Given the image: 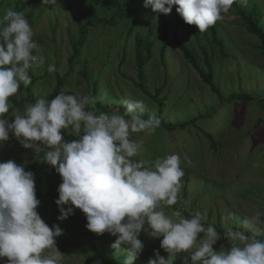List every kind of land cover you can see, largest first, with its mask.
<instances>
[{
    "label": "rangeland",
    "instance_id": "374dc122",
    "mask_svg": "<svg viewBox=\"0 0 264 264\" xmlns=\"http://www.w3.org/2000/svg\"><path fill=\"white\" fill-rule=\"evenodd\" d=\"M20 1L0 0V17L3 18L7 10H13L12 5ZM256 1L260 5L264 28V0ZM22 13L29 19L38 43L34 54L42 56L44 64L29 70L32 83L27 88L21 86L17 95L13 96L16 105L9 101L10 109L4 114L5 118L12 122L15 119L13 115L23 114L26 105L40 97L50 96L57 84V74L65 77L67 84L62 92L69 94L91 95L96 82L98 96L107 93V99L102 100V104L110 110L109 114L115 110L123 114L120 111L124 107L121 99H132L144 102L143 115L159 116L157 104L135 85L139 82L135 67V39L137 36H147L149 28H152L151 39L155 46L153 57L145 69L146 86L151 94L160 90V98L166 101L161 118L178 124L198 116H207L183 130L169 132L159 126L154 134H133L134 139L143 141L145 152L142 158L154 161L174 153L181 157V167L185 173L182 178L183 198L174 207L165 206L164 211L171 215L178 210L185 218L199 211L204 217L205 226L224 229L241 227L240 222L245 217L256 212L264 213V53L258 38L247 32L232 8L223 14V19L217 21L227 56L222 55L212 42L209 30L200 33L197 26L187 23L181 28L184 41L194 50L204 70L207 69L202 48L208 52L217 74L215 84L226 97L223 101L204 83L174 42V15L168 16L171 25L167 33L169 40L164 55L165 64L161 61L160 53L164 42L161 26L165 17L162 13L154 12L151 6L143 5V10L138 14L141 24L135 26L131 33L134 21L126 24V20L117 22L114 27L99 26L90 30L86 45L82 47L69 74L72 41L78 40L79 29L65 0H57L54 6L44 5L42 0H32ZM52 64L56 67L55 73L47 70ZM84 65L90 73L89 81L81 74ZM231 93H248L255 99L250 102H228ZM88 109L95 111V105L89 104ZM95 112L99 114L101 111ZM67 131L63 133L66 140L78 139ZM206 134L216 142L215 148ZM36 158L32 150L23 148L11 134L9 141L0 147V162L13 160L23 166L28 162L34 163ZM34 174L36 194L41 202L38 213L50 227L59 225L63 229V234L56 238L57 248L63 255L61 264L84 263L82 256L71 245L72 240L87 247L94 242L98 249L100 246L102 251L114 252L111 244L116 237L109 233L97 235L89 231L82 210L75 209L74 214L66 220L57 219L60 211L55 201L59 198L58 187L62 178L53 167L42 160ZM46 183L50 189L48 193L47 190H39ZM139 239L145 248L134 264H148L149 259L154 258L155 250H160L161 255L167 258L168 254L160 248L162 237L150 238L142 232ZM222 245L229 247L230 242ZM116 257L125 259L123 255ZM6 259L0 260V264H4ZM182 263V258L175 261V264Z\"/></svg>",
    "mask_w": 264,
    "mask_h": 264
},
{
    "label": "clouds",
    "instance_id": "9594fccd",
    "mask_svg": "<svg viewBox=\"0 0 264 264\" xmlns=\"http://www.w3.org/2000/svg\"><path fill=\"white\" fill-rule=\"evenodd\" d=\"M56 5L57 0H42ZM234 3L247 6L248 0H144L156 13L170 14L173 6L185 23L205 33L223 19ZM38 43L29 19L22 12L8 9L0 20V147L10 134L25 149L53 167L61 176L58 187V220H66L80 209L86 215L89 231L116 237L111 248L123 255V264H134L145 245L139 236L161 238L148 264H264V213L256 212L240 223L243 230L229 227L223 238L229 247L214 246L221 235L214 226H205L199 211L185 218L171 208L182 200L184 176L179 154H168L154 161L142 158L143 141L133 134H154L161 121L155 115L143 118L142 100L121 99L119 110L97 114L88 109L100 96L60 92L53 99L40 97L14 114L10 122L9 98L32 79L29 70L44 64L34 54ZM55 73L54 64L48 66ZM71 129V131H67ZM67 131L78 139L68 141ZM35 174L13 160L0 162V260L4 264H61L62 253L56 238L63 234L59 225L49 226L38 213ZM68 206L67 208L65 206ZM74 206V207H73ZM50 250V251H49ZM47 253V254H46ZM186 254V255H185Z\"/></svg>",
    "mask_w": 264,
    "mask_h": 264
},
{
    "label": "trees",
    "instance_id": "16d2710c",
    "mask_svg": "<svg viewBox=\"0 0 264 264\" xmlns=\"http://www.w3.org/2000/svg\"><path fill=\"white\" fill-rule=\"evenodd\" d=\"M32 3V0H21L17 4L12 5V8L16 12H23L25 8ZM65 5L68 7L72 18L79 29V38L77 41H72V49L73 54L69 58V65L71 74L74 64L77 61V58L81 54L82 47L86 45V41L88 38V34L90 30L97 28L99 26L102 27H114L117 22H123L126 20V24L134 21V25H132L130 29V33L133 31L135 26L141 24L138 21V14L141 10H143L144 0H65ZM176 7L173 6L172 12L170 14H163L164 23L161 26L162 34L164 36V42L160 49L161 53V61L165 62V50L167 48V43L169 40L168 29L170 27V21L168 20L169 15H174L176 18V27L173 34V40L178 46V48L182 51L184 58L186 61L199 73L204 83H206L212 92L218 96V98L223 101L226 99L224 94L221 92L220 88L215 84V76L217 75L213 66V62L208 55V52L202 48L203 54L205 56L206 69L204 70L198 60L197 55L194 50L184 41V38L181 34V28L184 25L185 21L176 11ZM233 13L241 20L242 25L246 28L249 34H252L258 38L260 41V48L264 53V28L262 26V12L260 10V5L256 0L253 2H248L247 6H242L240 3H234L232 6ZM3 18L0 17V20ZM195 26V25H193ZM212 42L219 48V51L222 55L227 56L225 41L222 38L218 23L211 26L209 29ZM152 28H149V32L147 36H137L135 39V67L137 71V76L139 82L136 83V87L140 89L143 93L149 96L158 106L159 116H157L161 124L160 126L166 131H176L183 130L188 125H195L199 119H204L207 116H198L192 118L188 121L181 122L178 124H173L166 122L164 118H161L162 112L165 107V99L160 98V90H156L155 94H151L146 86V66L151 61L153 57V49L154 42L151 39ZM125 59V57H124ZM75 62V63H74ZM81 74L83 77L89 81V71L84 65ZM67 84L65 77H61L57 74V84L53 88L50 96L47 97L48 100L53 99L56 95L63 91L64 86ZM32 87V86H31ZM31 87L29 88L28 95L30 94ZM97 83L93 84V89L91 91V96H97ZM261 97H259L260 99ZM255 98L248 93H231L228 96V102H233L236 100L247 101L250 102ZM262 99V98H261ZM9 101H13L15 104V100H13V96L9 98ZM264 102V100H262ZM16 105V104H15ZM18 106V105H17ZM20 109V108H18ZM95 111H101L105 113H109L110 110L106 106L102 104L101 100H98L95 104ZM120 111L124 112L125 108H121ZM150 115L144 114L143 118L147 119ZM207 139L212 143L213 147H216V142L212 138L211 135L206 134ZM43 153H40L36 158L34 163H26L23 166L26 171L35 172L37 171L38 166L42 161ZM48 184H43L39 187V190H47L49 192ZM41 196H43L41 194ZM174 207V206H173ZM217 232L221 235V241L217 242L214 248L217 250L220 248L222 244L226 245L228 240L223 238V234L227 229H224L220 226H215ZM243 230L241 227H233V230ZM60 237V236H59ZM71 245L75 247L77 253L82 256L83 264H123V260H120L118 257L114 255V252L107 253L106 250H101L100 246H98L94 242H90L88 247L86 245L80 244V242L76 240L71 241ZM108 251V250H107ZM110 252V251H109ZM183 264V263H182Z\"/></svg>",
    "mask_w": 264,
    "mask_h": 264
}]
</instances>
